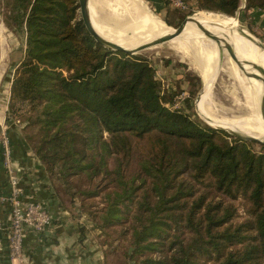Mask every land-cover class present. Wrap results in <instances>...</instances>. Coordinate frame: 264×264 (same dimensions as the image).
<instances>
[{"label": "trees", "instance_id": "1", "mask_svg": "<svg viewBox=\"0 0 264 264\" xmlns=\"http://www.w3.org/2000/svg\"><path fill=\"white\" fill-rule=\"evenodd\" d=\"M5 1L26 44L10 109H27L26 139L60 206L115 235L98 245L121 242L122 264H264V146L170 110L146 60L88 35L77 0ZM241 3L196 0L228 17ZM238 199L248 216L235 223Z\"/></svg>", "mask_w": 264, "mask_h": 264}, {"label": "rangeland", "instance_id": "2", "mask_svg": "<svg viewBox=\"0 0 264 264\" xmlns=\"http://www.w3.org/2000/svg\"><path fill=\"white\" fill-rule=\"evenodd\" d=\"M182 1L185 6L184 9L174 8L165 0H162L164 7L161 11L156 10L154 4L148 0H89V6L91 16L100 25L107 28L129 26L146 21L176 29L187 17L202 19V13L216 14L223 25L230 27L235 24L236 29L239 28L245 31L253 40L264 46V10L245 11V3L242 0L235 16L228 17L217 12L198 10L196 0ZM8 13L6 1L0 0V122L5 123L7 121L11 129V127L14 128L25 123L27 117V114H25L27 109L24 105L15 104L13 109H10L9 101L12 78L15 70L23 61L26 44L24 39L17 37L6 27L5 17ZM201 42L207 49L211 47L209 41L201 39ZM228 44L227 42L224 43V45ZM226 48L239 59L257 64L248 57L240 55L232 45L229 44ZM200 53V48L187 40L178 45L176 42L170 41L143 50L134 56L146 60L152 67L159 91L164 96L163 99L167 102V107L170 110L182 111L194 121L214 129L206 123L198 109L197 99L199 96H203L204 90L207 89L204 87L203 82L204 73L201 66L198 65ZM219 58L218 51L215 76L214 80L212 79L213 86L211 91L208 89L206 91V93L211 92L208 102L209 112L220 118V120L236 127L244 125L242 123L247 124L249 120H260L253 95L254 80L251 78L255 68L249 67V65H236L225 56L222 58V64L220 65ZM248 72L250 75L246 77ZM261 93L262 76L260 79V95ZM18 121L19 123H17ZM34 133V130H28V134ZM227 135L235 138L229 134ZM105 138H107L106 134H104ZM261 145L264 146V144L254 143L251 145V149L255 152H261ZM55 184L62 193L61 182L55 180ZM61 197L67 200L63 193ZM234 205L237 209V217L234 222L238 223L248 216L246 213L247 205L242 199L235 201ZM114 236V234L100 235L99 231L93 232L97 244L99 240L110 243L111 238ZM104 251H106V255H102L104 264H122L119 257V254L123 252L121 242L116 241L111 245L106 244Z\"/></svg>", "mask_w": 264, "mask_h": 264}, {"label": "crops", "instance_id": "3", "mask_svg": "<svg viewBox=\"0 0 264 264\" xmlns=\"http://www.w3.org/2000/svg\"><path fill=\"white\" fill-rule=\"evenodd\" d=\"M148 1L158 11L164 7L162 0ZM26 125L25 122L8 130L14 174L21 191L20 201L22 204L40 202L48 208L53 223L40 235L29 232L23 244L21 260L11 261L7 232L10 205L0 204V264H104V248L95 241L94 231L86 217L73 215L60 206V197L56 196L53 187L54 181L41 162L33 156L26 139ZM0 186L2 194L8 195V179L1 161Z\"/></svg>", "mask_w": 264, "mask_h": 264}, {"label": "bare ground", "instance_id": "4", "mask_svg": "<svg viewBox=\"0 0 264 264\" xmlns=\"http://www.w3.org/2000/svg\"><path fill=\"white\" fill-rule=\"evenodd\" d=\"M88 9L90 14L89 1ZM201 18L205 20L193 17L194 22H187L182 34L171 41L176 42L178 45L182 44L183 41L188 40L193 42L200 48L201 53L200 56H198V65L201 66V69L205 76L203 79L204 87H206L210 91L212 89L214 80L213 78L215 76L214 72L216 69L218 57V46L207 37L205 29L216 34L223 43L227 42L232 45V47H234V49L237 50L240 55L246 56L249 59L253 60L264 70V47H262L258 42L249 37L245 31H242L239 28L236 29L235 24L230 27L223 25L222 21L219 19V16L216 14L202 13ZM90 20L94 29L101 36L126 49H131L143 43H147L157 38L164 37L173 33L174 31V29L165 25L153 24L146 21L134 23L129 26L107 28L100 25L91 16V14ZM201 39L209 41L211 47L207 49L201 42ZM229 44L225 46H229ZM249 75L250 74L248 72L246 74V77ZM261 76V73L256 69L253 70L251 75V78L254 80L253 95L257 108L260 98ZM207 89L204 90L203 96L201 95L197 99L199 112L206 123H208L212 127L223 128L225 130H228L229 132L253 137L258 139L259 141L264 142V125L261 118L260 120H249L247 124L242 123L244 125L236 127L230 123H226L220 120V118H217L216 116L211 114L208 110L209 95L211 92L206 93Z\"/></svg>", "mask_w": 264, "mask_h": 264}, {"label": "built area", "instance_id": "5", "mask_svg": "<svg viewBox=\"0 0 264 264\" xmlns=\"http://www.w3.org/2000/svg\"><path fill=\"white\" fill-rule=\"evenodd\" d=\"M170 6L184 9L182 0H165ZM19 123V121L17 122ZM9 126L7 121L0 122V161L8 179L9 194L3 195L0 186V204L10 205V223L8 232L9 259L20 261L23 254V244L29 232L40 235L48 230L53 218L48 210L40 202L22 204L20 201L21 191L18 179L15 177L12 159L11 143L8 135ZM2 225L0 224V231Z\"/></svg>", "mask_w": 264, "mask_h": 264}, {"label": "water", "instance_id": "6", "mask_svg": "<svg viewBox=\"0 0 264 264\" xmlns=\"http://www.w3.org/2000/svg\"><path fill=\"white\" fill-rule=\"evenodd\" d=\"M88 1L89 0H77L78 7H79L78 12L80 15V19H81L82 24L84 25V28L86 29L88 35L94 40V42L96 44L100 45L104 49L112 51V52H120V53L126 54L128 56H133V55H136L137 53H139L143 50L154 48L156 46L169 43L171 40L179 37L182 34L187 22L194 20L193 17H187L184 19V21L176 29H174L173 33L166 35L164 37L157 38L153 41L143 43V44L138 45L136 47H133L131 49H126V48H124V47H122V46H120L114 42H111V41L105 39L103 36H101L94 29L92 22L90 20ZM244 3H245V1H244ZM205 32H206L207 37L218 46V51H219V55H220V65L222 64L221 63L222 58L225 56V57L229 58L236 65H249L251 67H254L256 70H258L261 73V75H262V93H261L260 98H259L258 113H259L260 118L262 120V123L264 125V70L257 64L239 59L236 55H234V53H232L228 48H226V46L224 45L222 40L216 34L210 32L206 29H205ZM261 46L264 47L263 45H261ZM213 128L220 130V131H223V132L229 134L230 136H233L235 138H239V139L247 141V142H256V143L264 144V142L259 141L258 139L253 138V137L244 136V135H241L238 133H232V132H229L228 130H225L223 128H218V127H213Z\"/></svg>", "mask_w": 264, "mask_h": 264}]
</instances>
